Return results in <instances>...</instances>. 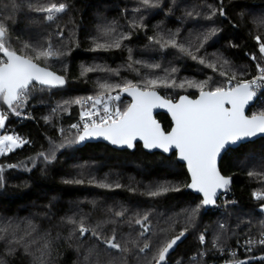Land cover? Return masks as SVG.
<instances>
[{"label": "trees", "instance_id": "16d2710c", "mask_svg": "<svg viewBox=\"0 0 264 264\" xmlns=\"http://www.w3.org/2000/svg\"><path fill=\"white\" fill-rule=\"evenodd\" d=\"M47 3L68 7L53 21L30 8ZM0 22L8 27L9 45L18 52L25 44H51L63 53L46 65L37 62L65 77L61 87L36 85L27 97L34 104L27 120L19 121L0 99V111L8 115L4 132L28 141L0 155V230L9 229L0 231V264H40L37 244L28 243L33 237L39 244L41 237L50 241L44 264H93L89 256L93 247L103 250L102 264H149L160 244L184 229L185 235L165 264H264V245L257 242L264 237V200L254 197L264 192V138L222 156L219 171L231 178L230 186L212 209L200 207L189 221L188 213L201 204V198L188 190L187 173L174 154H148L139 144L133 152L100 143L82 145L77 140L79 133L70 128L78 116L74 99L105 91L100 87L104 83L143 86L151 78L175 79L176 87L156 91L176 100L180 95L194 98L199 93L187 83L178 87L181 82L208 81L216 87L227 86L233 74V85L257 77V65L264 67V53L259 50L264 43V0H152L151 6L141 0H0ZM106 29L114 31L105 34ZM124 36L130 38L122 39L119 48L97 47ZM173 36L205 63L150 39ZM86 68L95 70L85 72ZM257 93L249 116L264 111V87ZM67 101L62 110L52 108ZM156 118L167 132L169 118L163 114ZM60 145L53 153L54 146ZM249 172L259 175L249 176ZM100 183L113 187L101 188ZM161 185L180 190L156 197L147 194ZM122 210H126L123 217L115 215ZM143 214L149 216V231L141 236L140 226L128 221ZM68 218L83 220L89 228L100 225L98 231L104 237L115 234L129 251L108 249L90 233L81 237L76 226L66 222ZM17 225L21 230L16 238L24 239L10 244L9 226ZM29 225L35 229L31 236L22 231ZM249 240L254 243L250 245ZM145 242L150 248L140 252ZM233 249L236 254H229Z\"/></svg>", "mask_w": 264, "mask_h": 264}, {"label": "snow or ice", "instance_id": "6c2138e0", "mask_svg": "<svg viewBox=\"0 0 264 264\" xmlns=\"http://www.w3.org/2000/svg\"><path fill=\"white\" fill-rule=\"evenodd\" d=\"M145 6H151L152 0H141ZM66 3H47L38 6L30 5L32 11L43 13L44 19L53 21L56 14L63 13L67 9ZM215 12H213V15ZM220 11V15H223ZM191 15V13H189ZM113 29H106L105 34H108ZM213 32L215 30H212ZM9 29L3 22H0V99L7 105L11 113L20 116L19 109L23 107L29 93L35 89L36 85L42 87L54 88L65 84V77L57 75L55 71L49 70L47 66H41L37 61H43L45 65L50 59H59L63 53L55 51L51 44L47 46H34L25 44L23 50L18 52L13 49L8 42ZM62 35V33H61ZM130 37L124 36L115 40L112 44L97 45V47H115L121 46L122 39ZM154 43L159 44L162 48L172 47L177 48L180 52L188 55L193 60H199L201 64L205 61L203 58H198L189 47L179 44L173 36L167 40L150 38ZM259 42L260 37H256ZM259 50L264 53V43L259 44ZM198 51V49H197ZM137 63H139L137 61ZM225 64L227 61L224 62ZM209 67L215 69L214 64H209ZM150 67L158 68L159 65ZM260 74L251 80H242L236 84H232V80L236 79L233 74L231 80L227 82L229 86L210 87L208 81L193 82L185 81L179 83L178 87L183 88L185 83L189 87H194L199 90L197 99H190L188 96H181L179 101L173 102L170 99H165L156 91L157 88H173L177 86L175 79L168 78H151L148 79L143 86L128 82L124 85H112L108 83L101 84L100 87L108 92V100H120V95L112 96L111 90L119 88L121 93H127L132 97V103L125 109L121 110L118 106L111 108L108 103H104L103 115L99 114L97 105H100L104 99L102 92L97 97H88V101H93L91 109L81 113L83 127L80 125H72L73 128L79 129L77 140L82 142L92 137H103L114 145H126L128 148L134 146V141L137 139L143 141V146L146 149H162L168 152L175 148L179 151L180 159L187 162L188 171L191 174V183L188 188L202 194L201 204L196 208L191 209L188 213V220L191 221L200 207L215 205L216 197L219 190H227L231 180L228 177L221 175L217 160L222 151L227 150L231 145L240 143L247 138L254 137L257 134H264V111L254 113L251 116L245 114V108L257 96V89L264 87V67L257 65ZM93 68H86L85 72L94 71ZM176 69H172L175 72ZM220 75H226L221 72ZM75 104H81L80 99L73 101ZM87 101H84L86 103ZM68 103V102H65ZM166 108L171 113L174 127L170 132L162 130L161 125L153 118V109ZM94 117H97L94 119ZM8 115L0 111V129L5 128V122ZM28 143L15 135L0 136V155L11 152L16 148ZM54 146L53 153L55 151ZM47 161L49 156L40 154ZM51 158H55L54 155ZM14 167V166H10ZM3 169L0 168V172ZM249 176L259 175L258 173L249 172ZM81 181H77L80 183ZM101 188H112L113 185L100 183ZM115 187H121L116 184ZM178 187L159 186L155 190L148 192L151 197H156L169 191H179ZM254 197L258 200H264V192L254 193ZM126 210L115 213L118 217H123ZM149 216L143 214L141 218L129 220V224L133 222L139 225L143 236L149 231L148 226ZM69 224L76 226L81 237L90 233L97 241L101 242L106 248L114 249L122 253H126L129 249L117 242L116 235L104 237L98 229L89 228L83 220L79 222L68 218L66 221ZM11 231V239L8 243L19 244L24 237L16 238L15 233L20 231L19 226H9ZM221 228L224 225L220 226ZM0 231H9L2 229ZM25 235L31 236L35 231L34 227L29 225L22 230ZM114 231V230H113ZM163 231V230H162ZM187 229H184L179 235L174 236L170 240L163 242L157 248L152 260L149 264H165L167 256L171 249L177 244L184 235ZM264 235V233H262ZM42 244L37 243L35 237L28 243H36L37 251L40 255L37 259L40 264H44L43 258L49 255L50 241L46 237H41ZM204 236H200L201 243L204 242ZM264 245V239L257 241ZM251 245L254 243L249 240ZM150 248V244L145 242L143 247L139 249L144 252ZM102 249L97 250L95 247L89 249V256L93 257V264H102L100 259ZM88 259V257H85ZM237 264H245L244 261H238Z\"/></svg>", "mask_w": 264, "mask_h": 264}, {"label": "water", "instance_id": "95a60500", "mask_svg": "<svg viewBox=\"0 0 264 264\" xmlns=\"http://www.w3.org/2000/svg\"><path fill=\"white\" fill-rule=\"evenodd\" d=\"M57 75H58V74H57ZM38 86H40V85H38ZM41 87H42V86H41ZM59 87H61V86H59ZM43 88H47V87H43ZM54 88H57V87H54ZM47 89H52V88H47ZM158 94L161 95L159 92H158ZM120 96L123 97V98H125L126 100H128V101H129V105L132 103V97L129 96L127 93H121V92H120ZM161 96H162V95H161ZM181 96H188V95H180L176 100H172V101H173L174 103L177 102V101H179V98H180ZM162 97L165 98L164 96H162ZM188 97H189V96H188ZM198 97H199V93H198V95H197L196 97H194V98H193V97H189V98H190V99H197ZM165 99H167V98H165ZM256 100H257V96L254 98V100H253L248 106H246V108H245V114H246V115H248V114H247L248 111H249L250 108L256 103ZM2 104L4 105V107H5L7 110H9L8 107H7V105L4 104L3 101H2ZM9 111H10V110H9ZM152 114H153V118H154V119H155V120L161 125V128H162L163 131H165V130L163 129L162 124L157 120L156 115H158V114L166 115V116L169 118V120H170V125H171V126H170V129H169L167 132H170V131L172 130V128L174 127V121L172 120L171 113H169L168 110H167L166 108H155V109H153V113H152ZM248 116H249V115H248ZM165 132H166V131H165ZM261 138H264V134H257L256 136H254V137H250V138H247L246 140H244V141H242V142H240V143H237V144H235V145H231L227 150L222 151L220 157H218V160H217V167H218V169H219V163H220V160H221L222 156H223L228 150L236 149L237 147H239V146H241V145H244V144H246V143H252V142H255V141H257V140H259V139H261ZM78 143H80V144H82V145H84V144H96V143H100V144H104V145L110 147L111 149H114V150H117V151H124V150H126V151H129V152H133V151L135 150V148H136V145L139 144V145L141 146L142 150H143L145 153H148V154L159 153V154H161V155H163V156H165V157H169V156H171L172 154H174V155H175V158H176V161H177L179 164L183 165L184 168H185V171H186L187 176H188V184L191 183V174H190V172L188 171V168H187V162H186V161H183L182 159H180L179 151H178L177 149H175V148L170 149L168 152H164L162 149H159V148H155V149H146V148L143 146V141H141V140H139V139H137L136 141H134V146H133L132 148H128L126 145H114V144H112L110 141L105 140L103 137H92V138H88V139H86V140H84V141H82V142L78 141ZM221 175H222V174H221ZM225 177H226V176H225ZM228 178H230V177H228ZM230 180H231V178H230ZM188 184H187V185H188ZM230 184H231V183H230ZM229 186H230V185H229ZM187 188H188V187H187ZM188 190H189L193 195L200 197V198H201V201H202V198H203V197H202V194H201V193H198V192H196L195 190L190 189V188H188ZM225 191H226V190H219V191H218V194H217V197H216V203H217V201L219 200L220 196H221ZM215 205H216V204H215ZM215 205L203 206V208H204L205 210H209V209H212Z\"/></svg>", "mask_w": 264, "mask_h": 264}, {"label": "built area", "instance_id": "2783aa9c", "mask_svg": "<svg viewBox=\"0 0 264 264\" xmlns=\"http://www.w3.org/2000/svg\"><path fill=\"white\" fill-rule=\"evenodd\" d=\"M227 86H229V85H227ZM257 91H259V89H257ZM88 97H94L95 98V96H93V95H83V96H79V97L76 98V99H80L82 101V103L81 104H76V107H77V110H78V116H77V119L75 120V122L72 125H80V128L83 127V121L81 119V113L84 112V111H87V110L91 109V105L93 103V101H88L87 100ZM76 99H74V101ZM84 101H87V102L84 103ZM103 106H104L103 103H101L100 105H97V110L99 111V114L100 115H103L104 114L103 113ZM109 106L111 108L117 107L116 104H114V105L111 104ZM33 107H34V104H29L28 99H26V101L24 102L23 107H21L19 109V111L21 112V115L20 116H17L20 119L19 121H23V120L29 119L31 117V114H32V111L31 110L33 109ZM96 118L97 117H94V119H96ZM72 125H71V128L73 129V131L75 133H79V129L73 128ZM221 196H223V194ZM221 196H220V198H221ZM260 239H264V237H261ZM236 251H237V249H233V250L228 251V253L229 254H236Z\"/></svg>", "mask_w": 264, "mask_h": 264}, {"label": "rangeland", "instance_id": "374dc122", "mask_svg": "<svg viewBox=\"0 0 264 264\" xmlns=\"http://www.w3.org/2000/svg\"><path fill=\"white\" fill-rule=\"evenodd\" d=\"M97 16H99V15H97ZM100 17V16H99ZM119 91H120V89H118V88H114V89H112L111 90V95L112 96H116V95H118L119 94ZM195 91H197V92H199V90H197V89H195ZM104 93V99H103V105H104V103H108V105H114V104H116L121 110L123 109L122 107H125L126 105L128 106L129 105V102L127 103V101L128 100H126V99H124L123 98V100H122V98H121V96H120V100H108V92H106V91H97L96 93H94V94H90V95H93V96H95V97H97L98 95H100L101 93ZM184 92H186V91H184ZM189 92V91H188ZM76 99V98H75ZM68 102V101H67ZM41 104H43V105H45V106H47L48 104L47 103H41ZM67 104L68 103H65V102H59L58 104H56V105H54L52 108L54 109V111L57 109V110H62V109H64L66 106H67ZM69 104H70V102H69ZM73 104L76 106V104L73 102ZM69 106V105H68ZM126 106V107H127ZM71 128V127H70ZM72 129V128H71ZM5 131V129H0V135L2 136V135H14L11 131H7V132H4ZM72 131H73V129H72ZM74 132V131H73ZM17 149V148H16ZM15 150V149H14ZM178 242V241H177ZM172 250V249H171ZM170 250V251H171Z\"/></svg>", "mask_w": 264, "mask_h": 264}]
</instances>
